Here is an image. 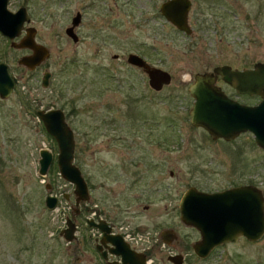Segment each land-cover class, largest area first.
I'll list each match as a JSON object with an SVG mask.
<instances>
[{
  "label": "rangeland",
  "instance_id": "1",
  "mask_svg": "<svg viewBox=\"0 0 264 264\" xmlns=\"http://www.w3.org/2000/svg\"><path fill=\"white\" fill-rule=\"evenodd\" d=\"M114 1L94 0V35L82 44L63 32L73 0L31 1L35 40L48 50L35 71L17 65L22 51L0 36V62L16 79L12 93L0 99V264L85 263V208L102 216L114 199L139 213L138 221L154 219L159 229L170 228L180 242L172 251H181L185 264H264V235L195 257L189 244L199 235L178 215L189 186L211 191L252 180L264 191V149L249 132L226 141L191 126L187 92L194 73L264 63V0H190L189 35L160 15L164 0H119L120 9ZM116 23L125 32L121 39L111 32ZM127 53L167 71L170 82L150 89L142 71L125 62ZM45 70L50 79L42 87ZM215 85L233 95L219 78ZM237 99L257 101L256 95ZM47 108L61 109L73 132V163L88 187L86 203L74 205L73 185L58 174L56 144L35 114ZM41 148L52 154L43 176L37 173ZM46 195L57 198L53 209L44 205ZM149 203L150 210H142ZM66 217L78 224L69 243L59 234Z\"/></svg>",
  "mask_w": 264,
  "mask_h": 264
},
{
  "label": "water",
  "instance_id": "2",
  "mask_svg": "<svg viewBox=\"0 0 264 264\" xmlns=\"http://www.w3.org/2000/svg\"><path fill=\"white\" fill-rule=\"evenodd\" d=\"M190 0H164L158 6L160 15L176 30L185 35L191 34L187 22ZM21 11L9 13L5 9V0H0V33L12 39L19 31L23 17ZM22 17V18H21ZM71 28L65 33L72 37ZM30 32V30H28ZM31 33V32H30ZM15 47H28L29 56H22L18 63L33 69L48 56L47 49L36 44L31 34ZM13 45V44H12ZM125 62L142 71L147 78V85L159 91L170 82V74L147 63L135 53H127ZM48 74L44 73L41 86L47 85ZM227 84L237 93L259 96L253 105H244L229 99L215 85L216 78ZM13 85L7 73L6 65L0 62V98H5ZM187 92L193 99L188 111V121L193 127L202 128L212 139L230 140L242 132H249L253 142L264 149V63L255 62L251 68H231L229 65H217L210 71L197 72L187 86ZM45 132L53 138L57 153L55 162L58 174L73 185L75 205L88 199V190L79 168L73 163V132L64 121L59 109L37 110ZM52 159L49 150L38 151L37 173L45 175ZM67 198L66 195L63 196ZM57 198L53 195L44 197L47 209H53ZM179 220L182 224L193 227L199 239L192 243V252L203 258L214 247L232 243L243 237L253 242L261 238L264 232L263 198L256 187H235L219 192H204L190 186L181 194L178 201ZM100 226V225H99ZM75 226L72 220L65 218V227L60 230L61 237L69 243L74 239ZM179 264V255L168 258Z\"/></svg>",
  "mask_w": 264,
  "mask_h": 264
},
{
  "label": "flooded vegetation",
  "instance_id": "3",
  "mask_svg": "<svg viewBox=\"0 0 264 264\" xmlns=\"http://www.w3.org/2000/svg\"><path fill=\"white\" fill-rule=\"evenodd\" d=\"M31 1L33 0H5V9L9 13H15L17 11H21L20 15H22L23 20L21 22V26L19 28L18 33L12 39L7 38L1 33H0V36L4 39L5 42H8V45L11 48L22 51V53L16 60L17 65L22 66L28 71H35L40 66L42 61L38 65H36L33 69H28L26 66L19 64L18 60L22 56L31 55L32 50L29 49L28 47H15L14 46V44L17 45L22 40L27 38V35H29L30 32H31L30 36L33 39V41L36 44L42 45L35 40L36 27L34 26L33 24L34 21L32 19V16L30 15ZM57 1L61 2L63 0H57ZM118 2L119 0L117 2L114 1V4L118 6V9H120L122 8V4H118ZM73 5H74V9L70 17L69 25L65 26L63 29L64 35L68 37L71 40V42H73V44L87 43V39L88 40L92 39L94 35L93 33L94 27L92 26L91 17H90L91 14L89 13V10L91 8H94L96 5L94 3V0H73ZM102 19L103 20L105 19L103 15H102ZM68 27L71 28L70 33L72 37H69L65 33V30ZM101 27L103 28V24L102 26L95 27V28L99 29ZM121 27L122 25L119 23H116V26H113V31L111 32H114L115 37H116L115 39H119V38L121 39L125 36V32L120 30ZM28 30H30V32ZM102 38L104 40V36ZM6 70H7V67H6ZM44 73L48 74L47 84L50 79V73L47 70L43 71L40 77V85H41V81H42ZM9 77L13 79V85L11 87L9 94L6 97H8L12 93V91L14 90L15 83H16V79L14 77L12 76H9ZM217 80H218V77L216 78V81ZM230 89L233 92L232 96L229 94H226L224 90L221 89L227 98L233 99L240 104L253 105V103H247L243 101L241 102L237 98L241 96L252 98L254 95L237 93L232 88ZM256 97H257L256 99L257 100L256 103H257L260 98L259 96H256ZM0 99H4V98H0ZM49 109H58V108H47L43 111H46ZM38 110H42V109H38ZM36 111H35V114H36ZM63 117L65 121L66 115L64 113H63ZM243 186L252 187V188L256 187L257 189H259L261 196L263 198V216H264V191L259 186L255 185L252 182V180H246L244 182H238V183L232 182L227 187H222V188L211 190V191L207 190L204 192H219V191H224L227 189H231L235 187H243ZM87 190H88V187H87ZM88 200H89V193H88V199L86 201H79L75 205V196H74V205L77 206L79 203H86L88 202ZM114 200L115 201L113 202V204L115 205L112 207L110 206L106 207L104 209V213L102 216H99V213H98L99 210H97L95 207L85 208V212L88 215V218L85 220L86 229L88 231L86 235L87 246L85 250L86 252L81 249L80 251L81 252L83 251L86 253L85 255L86 262L83 263L81 262V260L77 259L76 264H82V263L83 264H174V262L168 259L169 257L174 256V255H179V260H180L179 264H185V256L180 253L181 251H177V252L172 251L174 246H179L180 242H179V239L176 238V235L173 233V231L170 228L166 227V228L159 229L158 224L154 219L151 221L147 219L146 222H140L137 220L140 217L139 213L132 210L129 204L124 203V206L120 208V205H121L120 200L118 199H114ZM141 207H142V210L148 211L151 208V204L150 203L144 204ZM74 211L75 213H77L78 209H75ZM178 215H179V212H178ZM71 220L75 226V231H76L78 228V224L74 222V218H71ZM262 235H264V232ZM238 239H244V238L240 236L238 237ZM197 240H194L192 243H194ZM192 243L189 244L190 248H191ZM181 244L184 246L183 243ZM213 249H211L209 253ZM163 253H165V255ZM193 255L197 258H200L196 256L194 253Z\"/></svg>",
  "mask_w": 264,
  "mask_h": 264
}]
</instances>
